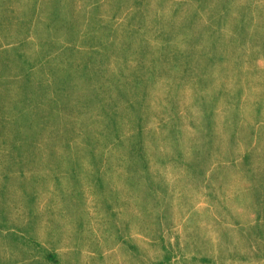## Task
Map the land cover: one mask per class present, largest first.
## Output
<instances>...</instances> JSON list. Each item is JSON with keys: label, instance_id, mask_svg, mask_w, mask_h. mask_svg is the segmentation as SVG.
Returning <instances> with one entry per match:
<instances>
[{"label": "rangeland", "instance_id": "374dc122", "mask_svg": "<svg viewBox=\"0 0 264 264\" xmlns=\"http://www.w3.org/2000/svg\"><path fill=\"white\" fill-rule=\"evenodd\" d=\"M0 264H264V0H0Z\"/></svg>", "mask_w": 264, "mask_h": 264}]
</instances>
